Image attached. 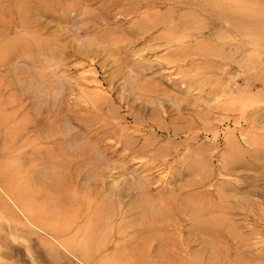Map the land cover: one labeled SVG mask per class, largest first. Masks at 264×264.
Segmentation results:
<instances>
[{
  "label": "rangeland",
  "instance_id": "374dc122",
  "mask_svg": "<svg viewBox=\"0 0 264 264\" xmlns=\"http://www.w3.org/2000/svg\"><path fill=\"white\" fill-rule=\"evenodd\" d=\"M0 264H264V0H0Z\"/></svg>",
  "mask_w": 264,
  "mask_h": 264
}]
</instances>
